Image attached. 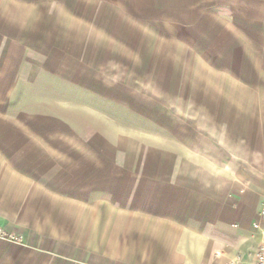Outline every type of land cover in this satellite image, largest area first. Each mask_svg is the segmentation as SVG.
Returning a JSON list of instances; mask_svg holds the SVG:
<instances>
[{"label": "crops", "instance_id": "crops-1", "mask_svg": "<svg viewBox=\"0 0 264 264\" xmlns=\"http://www.w3.org/2000/svg\"><path fill=\"white\" fill-rule=\"evenodd\" d=\"M116 1L17 0L20 22L8 17L2 29L22 53L58 51L64 59L57 61L56 74L103 94L109 74L94 64L105 62L108 67L110 63L108 35L94 42L92 32H110L106 16L109 7L119 12L121 5ZM210 1L217 0H201L192 7L190 0H144L142 4L138 0L132 15L135 25L142 23L154 30L165 25L176 39L174 47L197 48L202 67L193 76L184 51L176 63V76L169 75L174 71L167 67L163 80L147 66L138 72L140 80L145 71L152 74V94L163 88L165 96L194 97L188 128L199 143L212 146L203 157L213 161L214 167L188 171L180 185V199L173 198L177 186L168 178L167 169L165 183H158L162 181L159 173H138L140 178L133 184L124 180L116 203L127 212L126 219L111 234L104 225L107 210L88 207L94 196L102 198L92 194V185L85 184L82 193L72 195L67 233H63L59 231L63 211L55 205L54 191L38 175L29 174L28 166L18 170L22 186L14 190L12 168L5 167L0 178V223L23 234L24 264L48 260L52 264H228L235 259L254 264L263 239L254 225H264V104L259 98L263 96L264 18L254 19L250 10H243L245 4L257 0H226L228 17H220L216 3ZM27 17H33L42 29L31 28ZM51 25H58L56 31L63 26L60 32L66 35H56L47 44L28 34L48 31ZM149 57L143 64H152ZM78 199L84 204L79 209ZM48 230L52 233H45Z\"/></svg>", "mask_w": 264, "mask_h": 264}, {"label": "rangeland", "instance_id": "rangeland-1", "mask_svg": "<svg viewBox=\"0 0 264 264\" xmlns=\"http://www.w3.org/2000/svg\"><path fill=\"white\" fill-rule=\"evenodd\" d=\"M140 1L142 4L144 0ZM116 2L117 6L121 5L119 12L109 7L106 16L110 32L99 29L92 32L94 42L108 35L110 57L108 67L105 62L94 64L98 70L103 68L102 71L109 74L108 87L103 94H96L54 72L58 70L57 61L64 59L58 51L28 49L22 53L18 43L10 42L2 28L8 17L20 22V7L16 5L19 2L0 0V178L4 177V168L11 167L12 187L20 190L22 176L18 170L30 167L28 173L38 175L47 189L54 191L55 205L63 211L62 227L58 228L63 233H67L72 195L82 193L85 184L92 185L93 195L102 196L91 198L88 207L107 210L104 225L111 234L126 219L127 212L116 203L117 190L124 180L133 184L140 178L138 173H159L161 176L157 178L162 181L157 180L158 183H165L167 169L168 178L177 186L173 198L180 199V185H184L188 171L214 167L213 161L203 157L204 151L210 152L212 146L199 143L188 128L194 97L165 96L163 88L155 89L152 94L149 89L152 74L145 71L140 80L142 73L138 72L147 66L152 72L157 70L158 78L163 80V68L167 67L174 71L169 75L176 76L179 73L175 72V68H179L176 63L180 62V55L187 52V65L193 76L202 67L196 58L197 48L192 45L187 50L174 47L176 39L165 25L161 24L156 30L142 23L135 25L132 12L137 9L138 0ZM200 2L190 0V7ZM210 2L216 3L220 17L229 16L223 4L226 0ZM244 7L243 10L252 12L254 19L264 18V0L248 2ZM27 18L31 28L42 29L41 24L31 20L33 17ZM41 21L43 25V17ZM57 27L51 25L48 31H29L28 34L48 44L56 35H66L60 32L63 26L59 31ZM96 51L93 59H96ZM148 57L152 64H143ZM226 86L233 87L231 83ZM260 89L263 96L259 98L264 104V80ZM100 199L102 203L98 202ZM79 201L78 209L84 206ZM13 232L21 235L23 241L14 243L0 238V264H24L25 238L21 232Z\"/></svg>", "mask_w": 264, "mask_h": 264}, {"label": "built area", "instance_id": "built-area-1", "mask_svg": "<svg viewBox=\"0 0 264 264\" xmlns=\"http://www.w3.org/2000/svg\"><path fill=\"white\" fill-rule=\"evenodd\" d=\"M261 216L264 217V208L261 211ZM254 227L255 229L261 231L263 237L262 242L256 251L254 264H264V225L261 222H257L255 223ZM0 238L12 241L14 243H21L23 241L21 235H19L16 232L10 231L6 227H4L1 223H0ZM228 264H247V263L242 259H235L233 261H230Z\"/></svg>", "mask_w": 264, "mask_h": 264}]
</instances>
